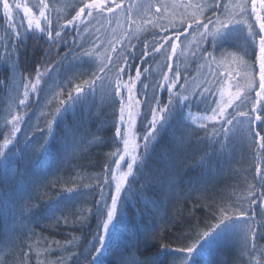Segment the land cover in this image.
I'll return each instance as SVG.
<instances>
[{
  "label": "trees",
  "instance_id": "obj_1",
  "mask_svg": "<svg viewBox=\"0 0 264 264\" xmlns=\"http://www.w3.org/2000/svg\"><path fill=\"white\" fill-rule=\"evenodd\" d=\"M9 2L11 3L10 0ZM23 2L31 4L36 0ZM53 3L56 5L55 0ZM74 3L75 0L71 1L70 5ZM67 7L64 9V14H61V23L64 22L63 17L68 16L70 12L74 15L71 7ZM55 8L57 10L58 6ZM33 12L38 15L35 8ZM13 15H16L15 10ZM19 15L23 16L22 9ZM53 16H56L55 11ZM142 32L139 34L141 41L147 38L150 46L155 44L159 47L160 44L165 43L161 37H166L168 30L163 32L156 27L142 30ZM123 33L118 41L123 40ZM153 33L157 34L155 40H153ZM11 39L7 20L0 9V80H6V76L10 75L5 72L6 51H12L13 59L19 56L21 72H24L27 67L29 71L24 74L30 75L34 81L37 65L43 68L46 66L44 61L58 60L68 50L60 48L57 54V49L49 48L44 40L36 41L29 38L24 45L19 46L17 53L13 51L14 41L9 42ZM66 39L71 42L73 35L67 36ZM85 41H87L86 48L92 51V46L88 47L87 37L78 39V42ZM115 48L119 50L121 45L118 44ZM130 51L135 53V58L130 66H126L121 61L120 66L126 67V75L122 77V81L129 80V77L135 79L132 80L134 82L133 96L134 99L141 101V104L136 105V113H142L143 101L147 96L146 89L149 86L148 79L152 75L151 68L157 67V63H166L162 68L166 69L165 74L172 75L167 65L171 64L173 67V62L163 60L164 56L169 57L165 49L161 56L159 52H151L150 48L145 49L143 44L137 43L136 47ZM144 51H149L150 54L141 55ZM106 54L116 56L112 50ZM99 65V61L94 56L83 65V70L88 74L82 78L72 73L65 74L63 71L59 75L53 74L54 78H45L40 82L37 92H29L26 107H18V103L13 112L7 107L13 82H10L8 87L0 85V145L4 143L5 135L11 132V125H8L7 121L11 120L13 115H21L24 118L19 125L20 132L10 137L13 139L15 148L9 145V148L16 152L17 157H21L18 163L12 165L9 175L14 176V169L17 167L23 175L9 182L0 173V264H86L84 249L90 246L88 241L91 239V229L95 225L94 221H88V226L82 228L77 210L87 209L94 203L96 197L92 193L98 192L99 189L92 186L96 184L97 176L103 173L105 164H111L115 168L112 161L118 159V156H112L116 147L110 139L115 134L114 122L120 119V103H112V88L108 84V81L114 78V73L108 74L104 84L98 82L94 93L69 106L57 118L56 139L50 143L46 151L41 152L40 148L49 139L45 135L47 124L56 109L61 106L60 101H66L69 92L75 95V87L84 79H91V73L97 71ZM137 69L140 70L139 79L136 78ZM160 78L161 76L156 84L163 82ZM69 80H71L70 83ZM182 81L184 80L181 75L178 82L179 88ZM52 82L60 85L59 96L49 104L48 112L40 117L37 128L28 136L27 129L30 121L40 104L44 91ZM23 91L21 87L20 99L24 98ZM122 92L124 105L126 93L123 90ZM155 94L160 100L167 102V93L164 89L156 88ZM180 111L177 109L176 113ZM189 112L193 118L210 115L202 111V106L185 109L184 116L176 119L174 114L162 123L161 130L154 137L145 157L138 156V164L145 177L156 179L155 181L142 179L137 175L138 183L128 194L126 204L128 221L130 226L146 224L155 230L158 237L147 246L139 245L137 255L140 259H143L145 255H151L160 248L161 244H166L169 245V250H165L168 254L167 259L175 260L176 264H179L183 254L175 250L184 246L185 238L194 234V230L203 231L206 230V223H215L212 213L217 211L219 206L243 204L247 207L244 202L250 194V187L255 183L253 177L257 163L253 160L250 136L245 131L246 135L243 134L238 138L233 135L231 141L222 139L220 143H217L211 121H209L207 133L199 127V123L191 128L187 127ZM139 119L137 116V124L132 129L137 138L139 133L136 129L139 127ZM149 119H151L150 115ZM70 128L74 129L73 133L68 137L64 147H61L59 139ZM26 141L33 143L29 145ZM138 142L142 143L139 139ZM119 147L123 148L122 143ZM32 149L37 150V155L32 156ZM174 149L179 152V161L175 167L168 162V154ZM4 150L7 151V149ZM202 158L203 163H195ZM122 170H126V164L123 162ZM169 178L174 180V188L171 190L167 185ZM68 188H78L86 195L76 198V194L67 193ZM22 190H26L30 196V199L23 200L27 219L22 218L18 211ZM58 193L62 195L57 198ZM12 200H15V203H12ZM66 205L71 209L70 212L62 214L68 217L67 223L61 220L59 224H56L45 218L44 210L58 211ZM29 210L31 214H28ZM73 212L76 214L73 215ZM256 212L258 213L256 219L259 221L260 209L256 208ZM140 230L142 231L143 227ZM246 234L247 226L241 229L235 224L222 226L201 242L193 254L195 264H258L262 258L261 253L264 252V239H259L257 250L250 255L244 248ZM125 242L130 245L136 244L135 236L130 242Z\"/></svg>",
  "mask_w": 264,
  "mask_h": 264
},
{
  "label": "snow or ice",
  "instance_id": "obj_2",
  "mask_svg": "<svg viewBox=\"0 0 264 264\" xmlns=\"http://www.w3.org/2000/svg\"><path fill=\"white\" fill-rule=\"evenodd\" d=\"M70 7L74 15L70 12L68 16L63 17L64 22L61 23L62 17L59 12L56 13L55 17L53 16V12L56 11L53 0H36L31 6L29 3L21 4L18 0H14L12 3L9 0H0V9H2L3 16L7 20L12 37L9 42L13 43L14 41L13 51L18 53L19 46L24 45L29 38L36 41L44 40L49 48L57 49V54H59L60 48L68 49L58 60L44 61L45 67L42 68L37 65L34 81L30 75L24 74V72L29 71L27 67H25L24 72H21L19 56L17 55V58L13 59L12 51H6L4 56L5 72L10 75L6 76V80H0V85L8 87L10 82H15L14 91L23 87L22 95L24 98L19 100L18 107H26L29 92H37L40 82L45 78H54L53 74L59 75L61 71L82 78L88 74L83 70V65L93 59L94 53L86 48L87 41L78 42L80 32L105 13L116 16L117 10L124 12L129 29L123 33V40L117 41L120 43L121 49L118 50L110 44L116 56L105 54L104 61L100 63L97 71L91 73V79H84L81 84L75 87V95L69 92L67 100L60 101L61 106L56 109L52 119L47 124L45 135L49 139L40 148L41 152L46 151L50 143L56 139L57 118L69 106L76 104L90 93H94L97 83L104 84L108 74L114 73V78L108 81V84L112 88V103H120V119L118 122H114L115 134L110 139L113 146L116 147L112 156H118V159L112 161L115 168L111 164H105L103 173L97 176L96 184L92 186L99 189L98 192L92 193L96 197L94 203L87 209L77 210L80 214L82 228L88 226V221H94L95 225L91 229V239L88 241L90 246L84 249L83 255L86 264H176L175 260L169 261L167 259L168 254L165 250H169V245L166 244H161L160 248L151 255H145L143 259L139 258L137 255L139 245L147 246L158 237L155 230L146 224L129 225L126 204L129 198L128 194L133 191V186L138 183L137 175L142 179L153 181L156 179L155 177H145L143 170L139 167L138 156L143 158L148 153L149 146L161 130L162 123L166 122L169 117H173L174 114L175 119L184 116L185 109L201 108V106L202 111L210 113V115L193 118L189 112L187 118L198 122L199 127L206 133L209 129V121H211V128L213 135L217 137V143H220L222 139L231 141L237 129H244L250 136L251 148L254 153L253 160L257 162L253 177L255 183L250 187V194L244 202L247 207L243 204L237 206L221 205L217 211L212 213L215 223L208 222L205 225L206 230H194V234L185 238L184 246L175 250L183 254L179 264H195L193 254L201 242L226 225L235 224L239 226V229L247 226L244 248L249 251L250 255L254 253L258 248L259 239H264V0H189L175 35V39L180 40L181 35L185 33L189 35L197 33L198 39L195 45L197 51L194 52V55H197L209 69L215 65L217 53L231 56L232 53L229 52V49L243 53V56L247 58L246 66L250 69L246 72L248 83L243 91L240 90L238 80L231 84V87L236 89L235 92L229 91L226 94L224 91V82L229 77L239 76V73L221 75L219 72H215L210 73L211 76L215 77L214 80L205 79L204 84L189 96L187 88L178 87L181 73L171 64H168L167 67L172 75H163V82L154 85L151 97L143 101L144 111L142 113L129 112L127 119L124 116L122 90H126L129 94L128 104L130 107L133 104H141V101L134 99L132 78L129 77L128 83L122 81V77L126 75V67L120 66L121 61L126 66L131 65L135 53L130 49H134L137 43L143 44L145 49L150 48L151 52H160L161 49L167 51L166 46L170 45L173 56L177 54V45L172 42L171 38L161 37L166 41L165 44H160L159 47L155 44L150 46L147 43V38L141 41L139 36L132 32L131 26L135 25L137 16L144 8V5L137 3L136 0H120V2L117 0H75V3ZM33 8L36 9L38 15L34 14ZM153 8L155 11L151 14L156 20L162 19L167 11V5L161 0H155V3H150L147 6L149 12ZM21 9L23 16L19 15ZM14 10L16 15H13ZM18 16L19 20H17ZM145 23L152 24L153 27L156 26L152 19L145 18ZM172 24L173 27L176 26L174 21ZM69 35H73L71 42L66 39ZM156 35L153 33V40H155ZM93 46L95 47V45ZM149 54V51L141 53L143 56ZM249 61L250 63H248ZM17 77H19L18 80ZM139 77L140 70L137 69L136 78L139 79ZM184 79L187 81L186 76ZM70 82L71 80H69ZM156 88L166 91L167 102H163L157 97ZM217 91L219 100L214 98V93ZM177 109L181 111L176 113ZM149 115L151 119H149ZM137 116L140 118L139 127L136 129V132L139 133L138 138L132 131L137 124ZM23 119L21 115H13L11 120L7 121V124L11 125V132L5 135L4 143L0 145V173L9 182H12L15 177H22L23 175L18 167L14 169V176L9 175L12 165L21 159V157H17L12 148H9V145L15 148L13 139L10 137H14L15 133L20 132L19 125ZM73 130L70 128L60 137L59 144L61 147H64ZM138 139L142 143L138 142ZM31 143L33 142L26 141V144L30 145ZM121 143L122 149L119 147ZM35 155H37V150L32 149V156ZM178 161L179 152L174 149L168 154V162L175 167ZM122 162L126 164V170H122ZM29 163L31 164L32 161L30 160ZM195 163H203V158L201 161H195ZM167 185L170 190L174 188V180L169 178ZM66 191L68 194H76V198L86 195L80 192L78 188H68ZM61 195L58 193L57 198ZM26 198L30 199V196L26 190H22L18 211L20 216L25 219L27 216L23 200ZM12 203H15V200H12ZM146 207H148L147 202ZM256 208L260 209L259 221L256 219L258 215ZM70 211L71 209L66 205L58 211L44 210V215L47 220L56 224H59L61 220L67 223L68 217L62 214ZM28 214H31L30 210ZM72 214L75 215L76 213L73 212ZM141 227H143L142 231L140 230ZM133 236H135L136 244L130 245V243L125 242H130ZM261 257L258 264H264V252L261 253Z\"/></svg>",
  "mask_w": 264,
  "mask_h": 264
},
{
  "label": "rangeland",
  "instance_id": "obj_3",
  "mask_svg": "<svg viewBox=\"0 0 264 264\" xmlns=\"http://www.w3.org/2000/svg\"><path fill=\"white\" fill-rule=\"evenodd\" d=\"M11 3L14 0H10ZM23 1L26 0H18L21 4L25 3ZM56 5L58 6L55 13L59 12L60 14H64V9L69 5L70 2L74 0H55ZM32 2V0H30ZM162 3L167 5V11L164 13V16L160 20H156L154 16H152V12L155 11L153 8L151 12L147 10V6L150 3H155V0H137V3L144 5V8L141 10L140 15L137 16L136 23L134 26H131L132 32L139 36L142 30H150L152 28L159 27L163 32H166L165 29L168 30L167 36L171 38L172 42L177 45L176 55L173 56L171 53L170 45H167V52L169 57L164 56L162 59L165 61L173 62V67L177 68L178 71L181 73L182 78L184 81L180 84V88H187L188 95L190 96L193 91H196L200 88L201 85L204 84L205 79L212 81L215 77L211 76L210 73L219 72L221 75H227L228 73H239V76H235V78L229 77L228 80L224 82V91L227 92L232 91L235 92L236 89L231 87V84L235 83L237 80L239 81L240 90L243 91L247 86V77L246 72L250 71L247 68L245 61L247 60L246 57L243 56V53L237 52L235 49H229V52L232 53L231 56H224L220 53H217V60L213 68L209 69L204 62L197 56L194 55V52L197 51L195 45L198 39V34L193 33L189 35L185 33L181 35L180 40L175 39V35L179 29V23L184 11L185 6L189 3V0H161ZM33 4H29L30 6ZM68 6V7H69ZM67 7V8H68ZM190 11V10H189ZM145 18L152 19L153 23L156 25L153 27L152 24H146ZM175 22V27H173L172 22ZM129 29V24L126 22L125 14L122 11L117 10V15L113 16L111 13H105L102 17H97L86 29H83L79 37H87L89 41L88 47H91L94 56L96 57L99 63L104 61V57L106 52L112 50L110 44L116 47L118 44V38L122 32H126ZM190 31V30H189ZM143 33V32H142ZM141 33V34H142ZM165 41V40H164ZM166 43V41H165ZM164 43V44H165ZM95 45V47L93 46ZM98 48V51H97ZM211 50V49H209ZM163 49L159 52V55L163 56L162 54ZM250 63V61L248 62ZM166 63H157V67H152L149 80V86L147 90V96L145 100L149 99L153 94V87L156 84L157 80L161 76L162 79L163 75H165V70L162 67H165ZM159 69V71H157ZM187 77V81H185L184 77ZM127 77V76H126ZM135 80V79H132ZM128 83L129 80L123 81ZM212 86V85H208ZM16 87L15 82H13L10 94L8 98V108L13 112L15 106L19 103L20 95H21V87H19L18 91H14L13 89ZM61 91V87L57 82H52L44 91L40 104L32 117L30 124L27 129V135L33 133V131L37 128L39 119L42 115L48 112L49 104L54 102ZM126 93L125 98V119H127L128 113H136V105L129 106L128 104V93L126 90H123ZM214 98L219 100V93L218 91L214 93ZM187 127L195 126L198 122L194 119L189 120L187 119ZM245 134L244 129H237L235 130L234 136L241 137ZM246 135V134H245Z\"/></svg>",
  "mask_w": 264,
  "mask_h": 264
}]
</instances>
